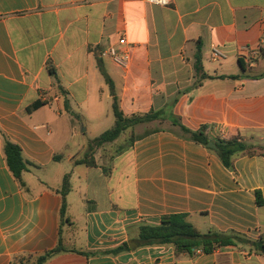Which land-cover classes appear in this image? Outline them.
Masks as SVG:
<instances>
[{"label": "crops", "instance_id": "1", "mask_svg": "<svg viewBox=\"0 0 264 264\" xmlns=\"http://www.w3.org/2000/svg\"><path fill=\"white\" fill-rule=\"evenodd\" d=\"M123 36L126 69L105 55ZM114 96L128 118L160 116L128 129L153 126L122 151L116 140L95 152L94 166L80 163L114 127ZM172 116L207 127L214 143L240 137L253 154L227 168ZM7 140L22 149L24 186L7 164ZM172 214L202 234H264V0H0V264L33 262L60 239L67 251L45 264H264L246 242L195 255L138 245L103 253Z\"/></svg>", "mask_w": 264, "mask_h": 264}, {"label": "trees", "instance_id": "2", "mask_svg": "<svg viewBox=\"0 0 264 264\" xmlns=\"http://www.w3.org/2000/svg\"><path fill=\"white\" fill-rule=\"evenodd\" d=\"M195 67L197 71H203L200 52L197 57ZM51 73L54 74V72L52 71ZM104 75L107 83L109 84L111 89H113L112 81L106 74ZM207 78L208 76L203 73L201 79ZM65 104L68 108L67 100L65 101ZM42 105V103L38 102L34 106V108H38ZM113 112L116 118L114 127L105 131L98 138L90 142L84 159L80 163L94 166L96 164L94 154L99 148H101L105 144L112 143L118 140L120 136L128 129L134 128L140 124L154 121L160 116L159 113H150L143 116H134L128 118L120 110L116 96H114ZM171 121L175 126H178L180 128L183 136L193 142L205 146L210 151L215 152L227 168L232 167L233 159L235 157L241 154H253L251 148L247 144L242 142L240 137H234L228 141L217 140L215 141V144L217 145L218 150L211 149L208 147V144L209 142H211V140L206 135L207 127L203 126L201 129L193 131L183 126L175 116H172ZM4 151L9 169L11 170L15 178L19 180L24 186L22 175L25 171L28 170V166L23 159L21 147L7 140L5 142ZM69 191L70 183L69 175H67L64 179L63 187L60 191L63 197L61 207L62 221L66 220L68 209L66 196ZM257 204L259 206L263 204L260 193H257ZM131 242L137 243L139 247L172 246L177 255L186 253L195 255L199 252L211 253L220 248L236 246L238 242H246L251 244L257 252L264 254V234L261 235L258 241H249L236 234H223L214 231L202 234L195 228V226L191 222L188 221L187 216L183 214L165 215L162 217L161 223L159 225H138L136 236L132 239ZM131 242H126L118 248L104 251L103 253L118 254L123 251H129L131 249ZM65 251L67 250L63 247L62 240L60 239L58 245L54 249L36 257L33 262L31 261V258H28L25 263L21 262V264H45L54 255L60 254Z\"/></svg>", "mask_w": 264, "mask_h": 264}, {"label": "built area", "instance_id": "3", "mask_svg": "<svg viewBox=\"0 0 264 264\" xmlns=\"http://www.w3.org/2000/svg\"><path fill=\"white\" fill-rule=\"evenodd\" d=\"M150 5L159 7H169L173 4V0H142ZM128 42L125 36L121 37L117 45L110 46L105 55L108 56L117 66L124 69L128 68L131 62V52L127 48ZM254 55V53H253ZM252 57L254 58V55ZM224 57L222 50L219 47H214L211 53V59L215 62L220 61Z\"/></svg>", "mask_w": 264, "mask_h": 264}, {"label": "rangeland", "instance_id": "4", "mask_svg": "<svg viewBox=\"0 0 264 264\" xmlns=\"http://www.w3.org/2000/svg\"><path fill=\"white\" fill-rule=\"evenodd\" d=\"M152 128L153 126H146L144 128L137 129L136 132L129 130L125 131L118 139V143L115 145L114 151H122V149L126 148L131 143V141L135 139V137L151 131Z\"/></svg>", "mask_w": 264, "mask_h": 264}, {"label": "water", "instance_id": "5", "mask_svg": "<svg viewBox=\"0 0 264 264\" xmlns=\"http://www.w3.org/2000/svg\"><path fill=\"white\" fill-rule=\"evenodd\" d=\"M208 147L214 150H218L217 145L214 142H209ZM135 247H137V244L135 242H131L130 243V248L131 249H135Z\"/></svg>", "mask_w": 264, "mask_h": 264}]
</instances>
